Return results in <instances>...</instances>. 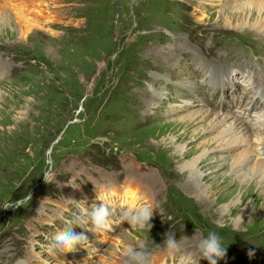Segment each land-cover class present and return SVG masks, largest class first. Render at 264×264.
<instances>
[{"label":"rangeland","instance_id":"rangeland-1","mask_svg":"<svg viewBox=\"0 0 264 264\" xmlns=\"http://www.w3.org/2000/svg\"><path fill=\"white\" fill-rule=\"evenodd\" d=\"M19 1L0 0V10L24 13L13 15V30L0 27V264H125L123 251L138 240L149 264H184L209 231L227 248L218 264H264V196L253 171L255 152L264 159L255 85L264 33L247 28L264 0ZM233 129L230 152L219 135ZM180 149L193 156L180 161ZM203 157L218 160L216 172L204 171L219 177L211 203L186 189L182 172ZM249 159L240 182L233 173ZM102 202L109 229L75 225ZM144 205L154 208L150 230L121 222L125 207ZM66 222L87 239L62 254L50 245ZM170 231L181 249L172 256L163 248Z\"/></svg>","mask_w":264,"mask_h":264},{"label":"clouds","instance_id":"clouds-1","mask_svg":"<svg viewBox=\"0 0 264 264\" xmlns=\"http://www.w3.org/2000/svg\"><path fill=\"white\" fill-rule=\"evenodd\" d=\"M53 178L54 174L51 171L43 175L45 183L48 184ZM27 199H32L30 194H28ZM97 199H99V196H97ZM23 200L24 198L18 201L16 206L19 207ZM76 204L79 206V203ZM9 206L10 205L6 207ZM153 209V207L147 205L125 207L121 212V222H127V224L131 226V230L137 229L142 231L145 228L150 230L152 227L150 220L153 216ZM84 214L87 216V219L82 216H77V223L75 225L85 228L89 222H91V227L88 228V231L94 233L107 230L111 226L110 216L112 213L110 208L103 202L100 203L99 206L93 203L90 210H84ZM66 223L68 224L66 228L57 231L53 235L50 245L51 248L62 254L75 251L76 246L78 244L82 245V241L87 239L84 234H78L73 230L72 222ZM164 235L163 248L165 251L170 256L179 253L181 249L176 235L171 231ZM226 251L227 248L224 247L221 237L215 231H209L206 237H202L198 240L191 251L185 250L184 264H192L193 258H195L196 264H199L201 259L206 260L208 264H218V261L226 256ZM253 254L254 253L249 252V256ZM123 256L125 257V264H149L151 252L144 241L138 240L136 243L129 244L125 248Z\"/></svg>","mask_w":264,"mask_h":264},{"label":"bare ground","instance_id":"bare-ground-1","mask_svg":"<svg viewBox=\"0 0 264 264\" xmlns=\"http://www.w3.org/2000/svg\"><path fill=\"white\" fill-rule=\"evenodd\" d=\"M5 1L15 2L16 5H20V6L22 5V3L19 0H5ZM15 4L10 7L11 9L8 8V7H6L7 5H5L3 8L1 7V10H0V27H5L8 24V26H10L11 30H13L14 29V27H13V20H14L13 15L18 16L19 19H23L24 18V16H23L24 13H23L22 10H20V6L19 7H16ZM256 4H257V2L254 3V5H256ZM252 6H253V4H252ZM252 6L249 5V7H251V8H252ZM257 6H258V8L256 9V7H255L254 10H256V14H258V16L260 17L261 20L259 21V23L255 24L253 26H248L247 28L250 29V30L255 29L256 31H258V33L259 32H263L264 33V1L258 3ZM251 8L248 9V10H249V13L253 14ZM11 30H8V34H10L11 32H13ZM253 34H257V33L254 32ZM259 37H257V35H256V45L259 46V45L262 44L261 46L264 47V37L263 38H261V37L259 38ZM241 51H242V49H241ZM245 52H246V50H245ZM234 53L235 52L233 51V54ZM242 53H243V51H242ZM247 58H248V56H247ZM256 71H257V74H258V78H257V82L255 83V85L257 87L263 89V95H261V97L264 98V71L262 69H257ZM256 86H255V88L252 89L255 92H256L255 89H257ZM227 89H228V87H227ZM241 124H243V123L240 122V124H239L240 127H238L239 129L244 128L243 131L248 130V127H244L245 125L244 124L241 125ZM262 125L264 126V124H261L260 127ZM187 130L185 132H187ZM237 133H238V130L235 131V129H233V130H226L222 134L219 133L220 134L219 136L226 135L225 138L229 137V140H228L229 141V144L227 145L226 148L230 152H231V149L234 147L233 145L236 144ZM188 135H189V133H188ZM219 136H217V137H219ZM183 138H184L183 136L182 137L180 136L179 139L176 141V144L181 139H183ZM204 144H206V143H204ZM222 148H223V146L222 145H219L216 149H222ZM176 152H178V154H179L180 161L181 160L182 161H186V160H188V158H190V157L193 156V152L194 151H192L190 149H188V150L187 149H185V150H181L180 149V150H178ZM176 152H175V154H177ZM255 156L257 157L258 161L255 164V166L253 168V171H254V175L255 176L258 175L259 182L261 183V188H262V192L261 193L264 196V159L262 158V155H260L257 152H255ZM213 160H214V158L208 159L206 157H203L200 161H197L195 164L191 162L192 164L188 165V167L186 166V169L184 171H182L184 173L183 176L185 175V176H188L189 177V179L187 181V184L185 183L186 189H188L191 193H196L198 195H204L205 194V198H206L205 201H206V203H211L212 200L214 199L215 189H214L213 186H214V182H216V184H218V181L217 180L219 178L218 176H210L209 174H204L205 173L204 172L205 170L211 171V173L216 172L218 170V167H216L215 164H214V162H217L218 160L217 161H213ZM237 161H239V160H237ZM249 164H250V159L249 160H246V161H243V163H240L239 164V166L237 167V169L233 173V176L235 177V179H240V182H241V179L244 176H246V169H247L246 167ZM155 181L158 183V180H155ZM210 181H212L211 188L213 189L211 191L209 190V188L207 186V183H209ZM204 182H205V184H204ZM235 182H237V181H235ZM223 188L225 189V187H223ZM195 198H198L197 195H195ZM198 199L200 200V196H199ZM201 199L203 200L204 198H201ZM244 199H245V197H242V201ZM217 201L218 200H216L215 202H217ZM185 202H187V201H185Z\"/></svg>","mask_w":264,"mask_h":264},{"label":"water","instance_id":"water-1","mask_svg":"<svg viewBox=\"0 0 264 264\" xmlns=\"http://www.w3.org/2000/svg\"><path fill=\"white\" fill-rule=\"evenodd\" d=\"M57 142H59V139L58 140H56V142L55 143H57ZM2 217V215L0 216V218Z\"/></svg>","mask_w":264,"mask_h":264}]
</instances>
